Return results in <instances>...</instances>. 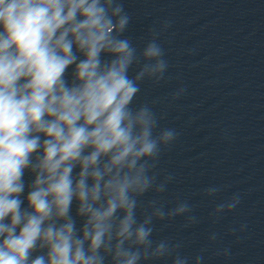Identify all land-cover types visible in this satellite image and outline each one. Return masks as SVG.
I'll use <instances>...</instances> for the list:
<instances>
[{
	"label": "clouds",
	"instance_id": "clouds-1",
	"mask_svg": "<svg viewBox=\"0 0 264 264\" xmlns=\"http://www.w3.org/2000/svg\"><path fill=\"white\" fill-rule=\"evenodd\" d=\"M131 20L123 0H0V264L204 261L206 248L154 238L156 222L200 221L187 199H163L174 177L158 165L179 133L137 98L169 64L159 31L142 48L124 35Z\"/></svg>",
	"mask_w": 264,
	"mask_h": 264
}]
</instances>
